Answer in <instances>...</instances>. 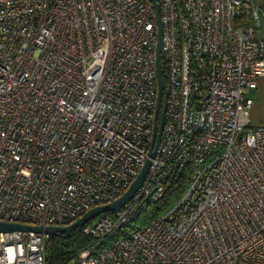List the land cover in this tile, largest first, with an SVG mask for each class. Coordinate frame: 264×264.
<instances>
[{"label": "built area", "instance_id": "obj_1", "mask_svg": "<svg viewBox=\"0 0 264 264\" xmlns=\"http://www.w3.org/2000/svg\"><path fill=\"white\" fill-rule=\"evenodd\" d=\"M157 1L168 94L156 152L64 264H264V122L249 117L264 9ZM156 44L151 0H0V221L64 226L128 188L152 137ZM180 168V198L136 226ZM48 237L0 229V264H45Z\"/></svg>", "mask_w": 264, "mask_h": 264}, {"label": "water", "instance_id": "obj_2", "mask_svg": "<svg viewBox=\"0 0 264 264\" xmlns=\"http://www.w3.org/2000/svg\"><path fill=\"white\" fill-rule=\"evenodd\" d=\"M154 6L155 11V19L157 24V44H156V52H155V70H156V78H157V96H156V105L154 110V122H153V131L152 137L149 145L148 157L146 158L143 166L141 167L139 173L136 178L131 182L128 188L116 199L96 205L88 210H86L79 218L71 222L70 224L64 226L58 225H28L21 223H12L6 221H0V229L1 230H12V229H28L34 231H43L48 233L49 235H69L71 231H73L77 227L83 226L89 220L95 218L100 213H104L106 211H115L120 208L137 190L142 180L144 179L147 169L151 162V157L154 156L156 152V148L158 146L164 114L166 110L167 103V94L168 89L163 79V67H162V25L160 20V12H159V3L157 0H151Z\"/></svg>", "mask_w": 264, "mask_h": 264}, {"label": "trees", "instance_id": "obj_3", "mask_svg": "<svg viewBox=\"0 0 264 264\" xmlns=\"http://www.w3.org/2000/svg\"><path fill=\"white\" fill-rule=\"evenodd\" d=\"M162 67L163 79L166 84L164 64H162ZM187 183L188 170L186 168L175 169L167 179L166 190L162 197L158 201L149 204L138 214L134 220L135 225L142 226L150 222L170 207L183 194ZM105 213L112 214V211H106ZM94 242V236L85 233L82 226L75 228L69 235H49L45 245V264H64L79 250L90 246Z\"/></svg>", "mask_w": 264, "mask_h": 264}, {"label": "rangeland", "instance_id": "obj_4", "mask_svg": "<svg viewBox=\"0 0 264 264\" xmlns=\"http://www.w3.org/2000/svg\"><path fill=\"white\" fill-rule=\"evenodd\" d=\"M255 1L264 9V0ZM250 95L254 99V106L249 111V117L253 123L264 122V77L259 78L257 88L250 90Z\"/></svg>", "mask_w": 264, "mask_h": 264}, {"label": "crops", "instance_id": "obj_5", "mask_svg": "<svg viewBox=\"0 0 264 264\" xmlns=\"http://www.w3.org/2000/svg\"><path fill=\"white\" fill-rule=\"evenodd\" d=\"M262 77H264V76H262ZM253 106H254V104L252 105V107H253ZM252 107H251V108H252Z\"/></svg>", "mask_w": 264, "mask_h": 264}]
</instances>
